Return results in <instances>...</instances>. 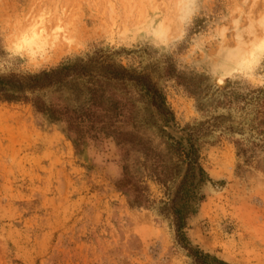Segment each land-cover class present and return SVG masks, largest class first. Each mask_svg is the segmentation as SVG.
Masks as SVG:
<instances>
[{"label":"rangeland","instance_id":"rangeland-1","mask_svg":"<svg viewBox=\"0 0 264 264\" xmlns=\"http://www.w3.org/2000/svg\"><path fill=\"white\" fill-rule=\"evenodd\" d=\"M71 64L0 101V264H264V0H0V78Z\"/></svg>","mask_w":264,"mask_h":264},{"label":"trees","instance_id":"trees-1","mask_svg":"<svg viewBox=\"0 0 264 264\" xmlns=\"http://www.w3.org/2000/svg\"><path fill=\"white\" fill-rule=\"evenodd\" d=\"M74 68V64L61 65L54 69L31 74L24 80L12 77L0 78V101L12 102L32 100L33 93L41 89L47 87L60 89L63 85L64 79L70 75L73 70L82 74L81 71ZM113 78H119V75L115 73ZM121 78H123V76H121ZM136 84L140 86L148 104L155 107L160 114L167 115L170 113L165 106L163 96L159 93L155 86L149 82V80H147L144 76H141L137 78ZM28 93H30L31 96H29ZM94 96L95 93L92 92L91 97ZM33 105L38 107L35 102H33ZM43 109L47 112L52 111V107L49 105H47V107H43ZM62 114L69 115V117L65 119L69 128L71 127L72 120H74V124L79 128V119H82L87 115L78 107L72 110L65 109ZM191 170L192 165L189 163L187 171L177 187L173 198L171 199L172 213L174 215L175 226L178 231H181L184 228L186 218L195 212L194 206L201 199V195L197 191L196 184L194 183V174ZM194 256L198 264H230L209 254L195 252Z\"/></svg>","mask_w":264,"mask_h":264}]
</instances>
